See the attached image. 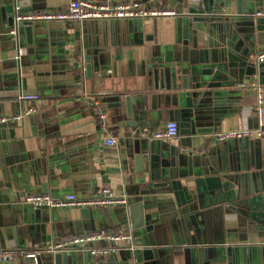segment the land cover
<instances>
[{"label": "crops", "instance_id": "obj_1", "mask_svg": "<svg viewBox=\"0 0 264 264\" xmlns=\"http://www.w3.org/2000/svg\"><path fill=\"white\" fill-rule=\"evenodd\" d=\"M137 1L175 12L146 19L37 20V30L45 36L44 45L37 47L33 44L17 49L14 38L0 39V89L8 84L16 86L18 80L19 91L17 98H0V116L19 113L24 107L35 108L13 123L0 124V248L34 249L84 231L121 230L119 219L123 214L119 206L89 207L86 212L81 207L40 206V213L47 220L38 221L33 217V205L24 200V195L45 191L59 196L70 192L88 195L102 185L126 194L123 185L130 184L127 177L138 176L133 172V161L126 160V151L132 149L131 140L147 136L157 141L156 145L161 141L151 137L158 129L157 124L151 123V128L131 127L118 118L108 102L101 101L106 93L134 90L141 97L154 92L145 87L138 91L142 88L141 77L137 75L139 61L146 51L153 57H167L172 52L177 53V49L188 47L185 42L189 33L183 25L185 17L178 11L185 0ZM67 3L68 0H31V10H61ZM75 45L102 50V59L107 64L104 76L86 78V85L77 83L76 74L69 67L65 69L66 63L69 66L75 60L70 57ZM256 54L252 55L255 61ZM252 82L240 86L258 85L255 80ZM22 92H32L37 97L21 99ZM94 98L100 101L105 113L103 119L91 110L89 101ZM143 105L148 112L161 107L147 100ZM245 112H249V107ZM198 126L212 129L196 132L193 152H212L220 161L234 156L235 148L229 146L236 137L217 140L214 133L249 128L246 119L239 118L224 119L218 128L211 120L203 119ZM110 137L115 139L112 145L106 143ZM155 164L153 171H159L162 163L158 160ZM134 185L139 187V182L131 184ZM201 202L202 207L188 213L185 204L173 207L159 201L153 219L156 224L153 232L157 235L152 236L156 242L153 245L156 264H212L219 247L242 244L238 236L245 230L238 223L237 214L225 213L222 205H214L206 195ZM260 240H264V236L257 238L247 234L244 243L261 242L259 245H263ZM67 251L79 257V264H129L127 248L95 256L79 249ZM262 258L260 256V264ZM23 261L24 258H16L0 261V264Z\"/></svg>", "mask_w": 264, "mask_h": 264}, {"label": "water", "instance_id": "obj_2", "mask_svg": "<svg viewBox=\"0 0 264 264\" xmlns=\"http://www.w3.org/2000/svg\"><path fill=\"white\" fill-rule=\"evenodd\" d=\"M260 6L264 7V0H185L178 11L185 17L188 47L177 49V53L167 57H153L146 51L139 61L137 75L141 77L142 88L138 91L145 87L154 92L141 97L134 90L102 95L101 101L108 102L118 118L131 127L151 128L155 123L160 129L164 126L163 120L168 119H174L177 124L176 139L161 140L156 145L157 141L147 136H136L131 140L132 149L126 151V160L133 161V172L138 175L127 177L130 184L123 185L126 203L119 205L123 214L119 219L121 230L131 231L135 236L134 247L127 248L129 264L157 263L153 248L156 242L152 236L157 235L153 232L156 228L153 219L159 201L173 207L185 204L191 213L203 206V195L214 205H222L225 213L235 212L246 233H239L242 244L219 247L212 264H260V256L264 264V244L244 243L247 234L264 236V60L252 59L264 46V15L254 14ZM31 7V0H0V27H3L0 39L14 38L17 49L23 45H44L45 36L37 30V20L15 22L13 19L16 12L29 11ZM12 27L15 33H9ZM71 56L75 60L69 66L66 63L65 69L69 67L76 74L78 84L86 85V78L104 76L107 64L102 59V50L75 45ZM253 80L262 86L263 122L260 125L255 86H240L252 84ZM17 83L18 80L16 86L8 84L0 89V98H17ZM144 100L161 107L148 112ZM231 118L246 119L249 128L259 127L261 133L254 131L233 139L229 148H235V154L227 160H216L212 152H193L196 132L212 129L198 126L199 121L211 120L218 128L224 119ZM158 160L162 168L153 171ZM158 178L163 181L156 182ZM135 181L140 188L131 186ZM32 208L35 220H47L40 213L42 207ZM81 208L86 212L89 207ZM22 258L21 264L80 262L74 252L67 250L43 251Z\"/></svg>", "mask_w": 264, "mask_h": 264}, {"label": "built area", "instance_id": "obj_3", "mask_svg": "<svg viewBox=\"0 0 264 264\" xmlns=\"http://www.w3.org/2000/svg\"><path fill=\"white\" fill-rule=\"evenodd\" d=\"M197 1V0H192ZM174 9L160 8L151 5H144L137 0H128L120 2H107L97 0H68L65 9L57 10H29L16 12L14 21L21 20H84V19H120V18H138L146 19L155 16L173 14ZM255 15H264V8L254 12ZM15 27L9 29V33H15ZM264 60V46L261 47L256 54V61ZM256 96L257 103L255 108L258 115V124L263 122L262 107V86L257 85ZM21 99H34L36 94L22 92L19 96ZM91 110L101 119L105 113L100 108L98 98L89 101ZM33 106L24 107L19 113L12 115L0 116V124L9 121H17L23 115L34 111ZM254 131L261 133L260 128L248 129H232L221 130L215 132L217 140H225L232 137L248 136ZM177 124L174 119L167 120L164 126L151 133V137L159 140L172 141L177 138ZM115 139L110 137L106 139L107 144H114ZM24 200L34 207L46 206L49 208H66V207H111L119 206L126 203V195L116 193L109 185H102L88 195H77L75 193H66L62 196L53 195L49 192L27 193ZM134 235L131 231L123 230H91L82 233L73 234L71 236L58 239L54 242H48L42 247L34 249H25L20 247L0 248V261H11L16 258L25 256H35L43 251H65L79 249L91 255H108L116 253L122 248H133Z\"/></svg>", "mask_w": 264, "mask_h": 264}]
</instances>
